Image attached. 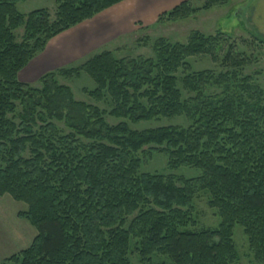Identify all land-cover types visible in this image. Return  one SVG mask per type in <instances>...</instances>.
<instances>
[{"label": "trees", "instance_id": "1", "mask_svg": "<svg viewBox=\"0 0 264 264\" xmlns=\"http://www.w3.org/2000/svg\"><path fill=\"white\" fill-rule=\"evenodd\" d=\"M24 1L0 0V198L24 204L19 217L38 235L0 264H131L132 240L143 264L154 256L174 264H235L236 225L264 264V89L243 74L251 59L236 52L231 37L193 31L185 44L161 38L152 58L103 52L32 86L18 75L51 39L126 0H55L54 16L22 15L17 5ZM228 4L183 3L158 23ZM198 56L228 69L193 72L188 60ZM82 73L97 86L89 96L108 100L109 113L76 101L58 81ZM107 116L119 122L110 125ZM174 118L188 126L131 128ZM145 152L166 155L171 172L202 174L141 173L138 155ZM201 192L210 195L221 224L192 232L193 200Z\"/></svg>", "mask_w": 264, "mask_h": 264}, {"label": "rangeland", "instance_id": "2", "mask_svg": "<svg viewBox=\"0 0 264 264\" xmlns=\"http://www.w3.org/2000/svg\"><path fill=\"white\" fill-rule=\"evenodd\" d=\"M199 5L197 4V7ZM56 7L55 0H25L17 5V10L22 15H28L37 10H48L54 16ZM193 31L201 32L205 36L216 35L218 32L229 35L231 37L230 40L236 45V52L244 54L251 59V66L245 68L243 74L252 76L255 82L264 89V0H229L228 5L214 7L208 11L200 10L187 19L158 23L149 32L141 33L136 37V40L126 43L125 40H122V46L118 48L120 51L117 54H113L116 59L152 58L154 57L153 45L157 40L163 38L172 43L185 44ZM22 35V29L16 32L18 42H20ZM226 51L227 48H224V54ZM224 54L220 57L223 58ZM188 63L193 72L211 70L221 73L228 69L221 63L214 64L209 56L191 58L188 60ZM58 81L61 85H65L71 89L76 101L96 106L107 113L111 111L108 100L99 103L89 96V92L94 91L97 86L86 73H82L79 79H72L71 81L59 79ZM185 96L187 95L185 94ZM106 120L110 125H115L119 122L108 116ZM168 126L187 127L188 123L185 118H174L171 120L163 119L161 121L131 125V128L143 131ZM138 157L142 161L141 173L152 175L173 174L185 179L198 178L202 174L199 169L185 167L174 172L169 171L168 157L164 154L150 156L145 152L140 153ZM210 201V195L207 192H201L196 195L193 200L192 214L195 225L189 226V231L200 232L219 228L221 218L218 210L210 207ZM24 206V204H19V209H22ZM233 241L239 254V260L235 264H258L250 250L244 230L239 225H236L233 230ZM138 249V243L132 240L128 255L131 264H143ZM151 264L174 263L168 257L154 256Z\"/></svg>", "mask_w": 264, "mask_h": 264}, {"label": "crops", "instance_id": "3", "mask_svg": "<svg viewBox=\"0 0 264 264\" xmlns=\"http://www.w3.org/2000/svg\"><path fill=\"white\" fill-rule=\"evenodd\" d=\"M183 3L199 8L205 0H126L115 5L51 39L19 73L18 80L35 86L46 74L78 67L103 52L117 54L122 40H136L158 25L163 14ZM19 204L9 196L0 198V261L29 249L38 235L34 226L19 217L27 211L26 206L19 209Z\"/></svg>", "mask_w": 264, "mask_h": 264}]
</instances>
